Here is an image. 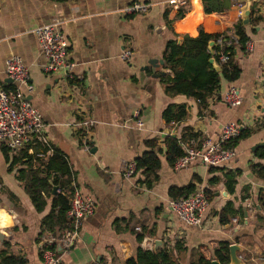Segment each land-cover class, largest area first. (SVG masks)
Wrapping results in <instances>:
<instances>
[{
  "label": "crops",
  "instance_id": "obj_1",
  "mask_svg": "<svg viewBox=\"0 0 264 264\" xmlns=\"http://www.w3.org/2000/svg\"><path fill=\"white\" fill-rule=\"evenodd\" d=\"M140 2L149 6L147 12L127 14L134 0H0V86L15 89L8 81L6 62L21 58L35 88L28 99L41 112L49 140V147L36 146L33 152H9V161L0 144V219L14 222L12 228L0 231L4 242L29 264H44L38 245L40 224L51 211V200L43 213H37L15 177L17 168L11 170L13 159L26 152L41 161L63 156L74 174V189L95 202V213L84 220L72 249L58 250L60 264H126L127 253L139 247L168 250L175 264L197 263L200 254L214 262L218 260L213 254L224 241L240 248L238 256L244 264H264V223L258 221L264 180L251 170L254 165L264 167V160L255 157L256 149L264 146V0H231L229 10L214 14H205L202 0H188L186 5H178L177 0ZM245 6L251 9L250 22L244 25L250 42L246 52H234L242 74L232 85L238 88L242 105H226L221 98L229 87L225 83L208 99L207 107L186 96L168 95L160 76L171 72L164 65H149L150 61L164 62L171 40L182 44L186 35L196 36L198 30L208 35L233 30L242 21ZM181 13L184 18L178 19ZM44 26H55L68 40L72 79L45 72L48 60L35 33ZM127 51L132 57L125 61L122 56ZM171 105L184 106L186 119L168 124L163 113ZM137 113L142 129L137 126ZM86 120L96 125L84 129L80 124ZM230 122L241 128L233 140L236 157L228 166L211 171L193 163L175 171L166 164V137L201 147L206 140H219L223 126ZM151 150L163 162L158 178L152 177L148 185L139 171L126 179L124 164ZM227 174L236 176L233 194L227 189ZM190 185L214 193L201 228L184 225L167 204L170 188ZM228 203L242 212L221 226L219 213ZM140 234L144 240L138 244Z\"/></svg>",
  "mask_w": 264,
  "mask_h": 264
},
{
  "label": "trees",
  "instance_id": "obj_2",
  "mask_svg": "<svg viewBox=\"0 0 264 264\" xmlns=\"http://www.w3.org/2000/svg\"><path fill=\"white\" fill-rule=\"evenodd\" d=\"M205 14L223 13L229 10L233 3L231 0H202ZM184 13H188V10ZM168 14L165 16L166 23ZM183 19L184 14L177 16ZM169 27V26H168ZM175 36L178 35L175 33ZM238 38V41H236ZM220 40L223 42L220 43ZM210 42H215V56L209 51ZM250 37L246 32V26L243 22H238L233 30L224 35H208L203 30H198L196 36L186 35L182 44L177 39L171 40L164 53V69L171 73L160 76L165 84V91L168 95L186 96L200 102L202 107H207V101L216 92L222 88V84H229V88L236 83L242 74V69L234 59L236 49L246 52ZM227 55L229 62L221 64V55ZM215 58L222 67L220 73L210 64V60ZM187 111L184 106L171 105L163 113V119L169 124L171 122H181L187 117ZM244 137V135H241ZM184 138V137H183ZM196 138V137H193ZM185 140V138H184ZM186 141V140H185ZM235 141H230L226 147L233 149ZM166 147L165 162L173 168L177 161L185 155L180 142L173 137H166L164 141ZM9 161L7 148L3 149ZM255 157L264 160V146L255 151ZM137 172L142 171L147 177L146 183L152 184L151 178H158V173L162 168L161 157L151 150L135 161ZM37 165V166H36ZM21 167H24L20 169ZM17 168L15 177L23 187L26 195L29 197L34 209L41 214L45 211L51 200V211L43 218L40 224L42 238L43 235L51 233L55 236L62 235L66 231L73 230V220L68 212L71 209V203L74 194V174L70 165L63 156L54 155L47 161H41L37 155H29L24 152L14 158L11 163V170ZM215 168H211V171ZM257 178L264 180V167L254 165L251 168ZM227 189L233 194L237 184L236 176L227 174ZM58 187L60 193L54 195V188ZM196 187L190 185L184 188L172 187L169 189L168 196L170 200L180 201L194 194ZM206 196L210 204L214 201V193L210 188L206 189ZM258 206L261 213L258 215V221L264 223V191L258 195ZM242 210H236L233 203H228L219 213V223L221 226H227ZM40 238V240H41ZM144 240V235L140 234L137 238L138 244ZM231 243L221 242L219 248L214 252L215 260L220 264H231L230 258ZM206 260L203 254H200L199 261L192 264H211ZM0 264H29V260L24 255L12 253L11 244L5 241L0 249ZM126 264H175L173 255L168 250L160 249L158 251H145L140 247L137 251L127 253Z\"/></svg>",
  "mask_w": 264,
  "mask_h": 264
},
{
  "label": "built area",
  "instance_id": "obj_3",
  "mask_svg": "<svg viewBox=\"0 0 264 264\" xmlns=\"http://www.w3.org/2000/svg\"><path fill=\"white\" fill-rule=\"evenodd\" d=\"M188 0H177L178 5H186ZM176 6V1L172 2ZM149 6L134 0V4L126 10L127 14L145 13ZM42 54L47 58L48 64L45 72L53 76H61L63 80H70L74 77V64L69 60V43L66 37L59 32L55 26H44L35 31ZM223 41L220 40V43ZM132 57V52L127 51L122 58L128 61ZM229 57L222 54L221 64L229 62ZM6 75L15 86L13 91H6L0 86V144L7 148L13 155L21 151H30L36 146L49 147V140L46 135V125L41 112L32 105L28 95L34 91L31 82L29 69L19 57H13L6 62ZM264 91V81L262 83ZM221 98L230 108H238L242 105V97L237 87L232 86L221 94ZM136 114L138 128L142 129L144 123L142 118ZM96 125L93 120H86L80 126L90 130ZM240 125L235 122L227 123L223 126L219 140H206L201 147H196L194 142L182 144L185 151L182 157L174 166L175 171L188 169L193 163H199L207 168H224L228 166L236 157L233 149L226 145L240 135ZM85 149L89 151V146L85 142ZM137 165L135 162H128L122 167V174L126 179L137 176ZM172 214L188 227L201 228L204 217L210 208V203L206 196V189L197 186L194 194L180 201L170 200L167 202ZM95 213V202L92 197L84 196L75 189L68 212L73 220V230L66 231L62 235L47 233L39 241L40 250L44 264H60L61 257L58 250L68 252L74 246L79 237L80 230L86 218ZM4 218L0 219L3 220ZM0 231L12 228L14 222L9 218L6 225H1Z\"/></svg>",
  "mask_w": 264,
  "mask_h": 264
},
{
  "label": "water",
  "instance_id": "obj_4",
  "mask_svg": "<svg viewBox=\"0 0 264 264\" xmlns=\"http://www.w3.org/2000/svg\"><path fill=\"white\" fill-rule=\"evenodd\" d=\"M250 16H251V9L248 6H245L242 10V22L244 25H248L250 22ZM216 46L215 42H210L209 44V51L211 53L212 56H215V52H214V48ZM210 64L215 68V70L220 73L222 70V67L220 66V64L217 62V60L213 57L210 60ZM149 65L155 67V68H159L160 66L164 65L163 61L160 60H152L150 61ZM164 75V74H163ZM9 83H13L10 79H8ZM58 187L54 188V195H57V191H58ZM5 240V236L4 234H2L0 232V242H4ZM160 244V242L157 243ZM162 244V243H161ZM240 248L237 245H232L230 247V258H231V264H244V262L242 261L241 258H239L238 256V252H239ZM211 264H220L218 261H214Z\"/></svg>",
  "mask_w": 264,
  "mask_h": 264
},
{
  "label": "bare ground",
  "instance_id": "obj_5",
  "mask_svg": "<svg viewBox=\"0 0 264 264\" xmlns=\"http://www.w3.org/2000/svg\"><path fill=\"white\" fill-rule=\"evenodd\" d=\"M0 222H2L1 225H6L8 223V220H4V221H0Z\"/></svg>",
  "mask_w": 264,
  "mask_h": 264
}]
</instances>
